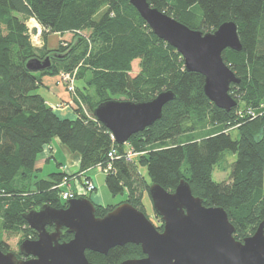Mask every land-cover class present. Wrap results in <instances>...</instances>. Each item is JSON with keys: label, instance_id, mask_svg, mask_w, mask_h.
<instances>
[{"label": "trees", "instance_id": "1", "mask_svg": "<svg viewBox=\"0 0 264 264\" xmlns=\"http://www.w3.org/2000/svg\"><path fill=\"white\" fill-rule=\"evenodd\" d=\"M147 1L203 33L230 21L237 25L242 50L223 52L224 61L240 79L230 87L238 102L230 112L207 98L205 77L185 69L181 54L154 34L129 0H0V229L10 237L21 235L20 244L38 237L26 214L44 205L68 207L60 196L62 189L55 188L65 177L108 163L109 192L113 196L127 192L126 202L145 214L143 198L151 185L174 192L185 180L205 206L226 211L236 240L252 236L264 222V0ZM32 19L41 27L43 47L31 40L27 23ZM49 34L73 35L74 41L51 49ZM47 57L49 68L29 69L28 63ZM136 60L140 70L132 76ZM61 73L84 81V86H75V119L61 118L35 92L43 77ZM167 91L176 98L164 106L162 118L125 144L116 143L94 116L103 102H148ZM248 109L258 115L240 119L238 112ZM200 123L210 129L194 136ZM237 125L240 137L234 140L230 130ZM54 139L80 155L79 171L39 179L37 161ZM130 150L138 155L130 156ZM226 152L236 156L229 179L214 181L215 167ZM138 164L147 166L150 181ZM115 207L96 205V216ZM72 238L64 229L61 242ZM0 249L11 251L1 238ZM86 257L91 263L121 264L144 254L140 246L127 244L106 255L87 251Z\"/></svg>", "mask_w": 264, "mask_h": 264}, {"label": "water", "instance_id": "2", "mask_svg": "<svg viewBox=\"0 0 264 264\" xmlns=\"http://www.w3.org/2000/svg\"><path fill=\"white\" fill-rule=\"evenodd\" d=\"M154 34L181 54L185 69L205 77L204 93L219 109L230 112L238 105L230 95L232 84L240 79L226 64L223 52L241 51L238 27L223 23L216 31L193 30L147 0H129ZM51 65L50 58L28 63L34 72ZM176 95L162 92L148 102L110 100L99 104L94 116L112 134L114 141L125 144L162 118L164 106ZM154 212L163 220L159 231L147 215L126 202L103 217L96 216L92 200L79 196L68 201V207L57 209L44 205L25 215L38 234L36 240H24L20 252L29 260H20L13 252L0 249V264H96L86 252L102 255L118 246L135 244L144 254L121 264H264V222L256 232L238 241L235 227L221 207H207L192 193L190 184L182 180L174 192L158 184L149 188ZM48 227H54L49 231ZM73 235L61 242L63 230Z\"/></svg>", "mask_w": 264, "mask_h": 264}, {"label": "rangeland", "instance_id": "3", "mask_svg": "<svg viewBox=\"0 0 264 264\" xmlns=\"http://www.w3.org/2000/svg\"><path fill=\"white\" fill-rule=\"evenodd\" d=\"M97 18H99V16ZM27 25H28V28H29V31L31 34V40H32L33 44L35 46H38V47H40V46L43 47L44 43H43L42 37L40 36V32H41L40 25L34 19L30 20L27 23ZM48 36H49V38H48L49 48H51V49L57 48L61 42H63L66 45V42L70 43V42L74 41L73 35H68V36H65L64 38H61V36L58 34H49ZM139 70H140L139 60H136L133 63V72H132L133 75L132 76H135V74H137V72ZM67 79L66 80L69 81V78H67ZM58 80H59L60 84L63 87H65L66 91L71 95V99L73 101L75 96L71 91H68L67 83L65 84V82L61 80L60 76H58ZM74 85L77 87H82V86H84V81L83 80H77L74 82ZM45 90H47V88L41 87L39 90H36L35 92L36 93H38V92L47 93ZM230 95H231V93H230ZM261 107H264V105H262ZM238 113H239L240 119H244L246 115H249L252 118H254L258 115L257 111H255L254 109L253 110L248 109V110H244V111L240 110ZM238 127H239V125L235 126L232 130H230V134L234 140L239 139V137H240L239 132L237 130ZM209 129H210V126L203 127L200 123L199 125L196 126V131L194 132V136H201L203 134H206L207 131H209ZM45 148L48 149V146H46ZM50 150H51V148H50ZM129 153L131 154L132 157H136V155H138V154L133 153L131 150ZM224 156H225V159L223 161H221L215 167V170L213 173L214 181L223 182V181H227L229 179L230 172H231V165L236 160V156L231 152L224 153ZM57 158H58L57 160H59L60 158L61 159L63 158V160H64L65 156H62L61 154H59L57 156ZM138 166H139L141 173L148 179V181H150L147 166L143 165V164H138ZM38 167L42 168V171H39L37 173L39 179L48 178L51 173L58 172L57 171L58 165H57L56 161H54V160L51 161V165L46 164V163H41V164H38ZM81 174H79V175H81ZM79 175H76V176H79ZM88 176L93 178V180H91L93 182V186L95 187V190H93V191H89L88 188L86 187L85 183L87 182V180L85 177H82V178H79V177L74 178L73 177L74 178L72 180L73 189L70 186V182H71L70 180L72 178H68L67 181L65 179H63L62 183L55 188H61L62 191H65V190L74 191L77 194H79L80 196H84V197L90 196V198H91L92 194H93V196L98 194L101 197V201L105 206L108 204H113V205L118 206V205H121L123 203H126L127 198H128V193L124 192L123 194L113 196L109 192V190L106 186V183H105L106 174L103 173L98 167L90 169L88 172ZM66 186H69V187L66 188ZM143 202H144V206L146 209V214L149 216L148 218L150 219V221L154 224V226L156 228L163 229V220H161L162 218L155 214L153 202H152L151 197H150L148 192H145ZM0 238L3 239V241H5L8 244V246L12 252H15V253L18 252L20 241L22 239L21 235L10 237L7 234H4L0 229Z\"/></svg>", "mask_w": 264, "mask_h": 264}, {"label": "crops", "instance_id": "4", "mask_svg": "<svg viewBox=\"0 0 264 264\" xmlns=\"http://www.w3.org/2000/svg\"><path fill=\"white\" fill-rule=\"evenodd\" d=\"M62 38V37H61ZM47 46L49 48V41L47 40ZM42 47V46H40ZM47 88L45 92H38L47 102V104L54 109V111L61 117V118H68V119H75V112H74V106H70L69 103L72 101L71 95L66 91L65 87H63L59 80L58 76H45L42 79V85L40 88ZM39 88V89H40ZM38 89V90H39ZM61 105V107H60ZM51 148V150H50ZM61 154L62 156H65V159L63 158L57 160V156ZM67 159V160H66ZM56 161L58 165V172L59 173H66L68 176L75 175L80 168V155L76 153H70L68 149L58 140L54 139L52 143L48 146V149L45 148L43 150V153L39 156L38 162L36 164V168L39 171H42V168L38 167V164L46 163L51 165V161ZM37 172V173H38ZM88 172H85L84 174H81L79 176L75 177H85L86 180H93L92 177L88 176ZM74 177V178H75ZM72 178L70 181V186L73 189L72 186ZM69 186H66V188ZM91 200L96 205L105 206L102 201L101 197L96 194L93 196L91 195ZM113 205V204H108ZM107 206V205H106Z\"/></svg>", "mask_w": 264, "mask_h": 264}, {"label": "built area", "instance_id": "5", "mask_svg": "<svg viewBox=\"0 0 264 264\" xmlns=\"http://www.w3.org/2000/svg\"><path fill=\"white\" fill-rule=\"evenodd\" d=\"M60 78L62 81L65 82V84L67 83V89L68 91H71L74 95H75V85H74V82L76 81L75 80V74H70V73H61L60 75ZM69 78V81H67ZM67 79V80H66ZM63 82V83H64ZM70 106H74V102L71 101L69 103ZM61 107V106H60ZM113 139V137H112ZM115 156V151L113 150L110 154H109V157L112 159L114 158ZM131 156V155H130ZM108 166H102V165H98L97 167L105 174H107L110 170H111V165L110 163L107 164ZM66 181L68 180V177H65L64 178ZM86 187L88 188L89 191H93L95 190V187L93 186V182L91 180H87V182L85 183ZM60 196L63 200H66V201H69L70 199H73V198H76V197H79L80 195L77 194L76 192L74 191H70V190H65V191H61L60 192Z\"/></svg>", "mask_w": 264, "mask_h": 264}, {"label": "flooded vegetation", "instance_id": "6", "mask_svg": "<svg viewBox=\"0 0 264 264\" xmlns=\"http://www.w3.org/2000/svg\"><path fill=\"white\" fill-rule=\"evenodd\" d=\"M53 230H54V227H53ZM52 230V231H53ZM9 252H12V251H9ZM14 254H16V256H17V258L18 259H20V260H24V261H26V260H29V259H31L32 257L31 256H29V257H26V256H24L23 254H21V252H20V245H19V250H18V252H13Z\"/></svg>", "mask_w": 264, "mask_h": 264}]
</instances>
